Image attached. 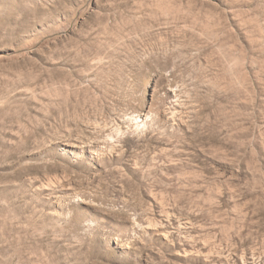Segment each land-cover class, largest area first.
<instances>
[{
	"label": "rangeland",
	"instance_id": "1",
	"mask_svg": "<svg viewBox=\"0 0 264 264\" xmlns=\"http://www.w3.org/2000/svg\"><path fill=\"white\" fill-rule=\"evenodd\" d=\"M0 264H264V0H0Z\"/></svg>",
	"mask_w": 264,
	"mask_h": 264
},
{
	"label": "bare ground",
	"instance_id": "2",
	"mask_svg": "<svg viewBox=\"0 0 264 264\" xmlns=\"http://www.w3.org/2000/svg\"><path fill=\"white\" fill-rule=\"evenodd\" d=\"M161 8V7H160ZM143 121V120H142Z\"/></svg>",
	"mask_w": 264,
	"mask_h": 264
}]
</instances>
